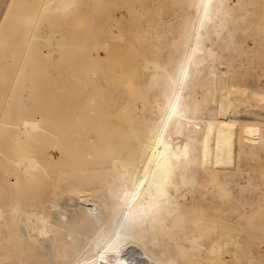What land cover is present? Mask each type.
Wrapping results in <instances>:
<instances>
[{"label":"rangeland","instance_id":"obj_1","mask_svg":"<svg viewBox=\"0 0 264 264\" xmlns=\"http://www.w3.org/2000/svg\"><path fill=\"white\" fill-rule=\"evenodd\" d=\"M7 1L0 0L1 39L4 46L16 47L18 29L7 30L19 17L7 10L2 18ZM24 1L42 5L49 0ZM67 11L65 16L56 11L50 17L54 23L44 36L40 34L45 39L36 45L33 63H26L23 51L13 50L10 65L0 68L3 153L12 155L3 150V142L18 132L23 136V130L15 127L26 119L67 115L71 118L67 129L92 130L113 146L90 152L73 169L59 164L62 160L55 146L22 144L19 154L33 153L43 162L47 150L48 159L57 162L51 174L54 190H70L81 181L80 189L98 198L127 181L146 179L155 185V160L147 159L140 144L161 138L167 168L159 185L170 194L175 187L186 189L187 196L182 195L192 202L194 190L183 181L195 175L197 184L205 183L209 202L193 204L194 211L214 221L201 235L204 259H217V264H264V0H76ZM50 36L63 45L57 51L51 49ZM155 64L174 81L155 80ZM226 92L232 101L250 105L254 113L247 118L251 122L258 119L237 126L238 157L228 171L217 157L205 156L201 146L209 117H222L213 109ZM173 140L185 150L178 161L170 146ZM97 180L101 182L94 185ZM24 182L28 189L23 182L20 187L28 196H42L46 191L41 185L49 190L40 175ZM120 251L101 253L100 258L127 259L129 254Z\"/></svg>","mask_w":264,"mask_h":264},{"label":"bare ground","instance_id":"obj_2","mask_svg":"<svg viewBox=\"0 0 264 264\" xmlns=\"http://www.w3.org/2000/svg\"><path fill=\"white\" fill-rule=\"evenodd\" d=\"M75 1L49 0L41 5L24 0L17 3L8 0L4 4L2 18L7 10L17 12L19 18L11 23L7 31L14 32L16 28L18 29L19 44L16 47L4 46L1 39L3 33L0 31V68L5 65L7 68L10 65L12 61H9L8 57L12 56L13 50L15 53L23 51L25 58L28 59L26 63H33L37 56L36 45L45 39L39 38L40 34L44 36L47 28L54 23L49 21L50 17L56 11L61 12V16H65ZM43 18L46 20L38 29V24ZM20 25L23 27L20 28ZM48 42L53 43L52 50L54 48L57 51L58 47L63 46L55 36H50ZM161 77H168L171 82L174 81L168 71L155 64V80ZM26 96L27 91L22 93V102L25 101ZM158 105L160 110L161 106ZM215 105L217 107L213 112L222 117L214 118L215 114L209 117L201 146L205 150L203 153L205 156L217 157L221 167L223 166L222 169L228 171L234 167L238 157L235 149L239 138L237 126L250 123L247 115L254 112L248 103L232 101L228 92L222 93ZM259 116L257 114L255 117ZM70 119L67 115L45 114L37 118H29L21 126L15 127L23 130V136L18 132L11 141L7 143L3 142L6 140L2 141L5 144L3 150L10 151L12 155L3 153L0 148V264H128L132 260L140 264H217L219 262L214 258L204 259V247L200 246L201 237L204 238L201 235L209 230L207 224L209 226V223L214 221H210L211 218L206 219L209 216L204 219L194 211L195 209L193 210V206H196L193 204L209 202L207 190L204 188L205 183L197 184L200 182L195 180L194 174L193 179L183 181V185L191 186L194 190L193 203L187 200L186 193L189 191L186 189L175 187V192L170 194L158 183L167 168L161 138L150 141L146 139L140 144V148L148 154L147 159L155 160V185L146 179L127 181L124 187L108 188L106 196L99 195L98 198L81 190L80 184L84 183L81 181L73 184L70 190L62 188L54 190L51 186L55 181L51 174L57 162L55 164L48 159L47 150L48 157L45 155L41 157L44 159L43 162H40L33 153L20 155L19 149L22 144L26 146L34 143L41 145L42 148L55 146L62 160L59 164H66L69 169L78 167L82 158L90 152L106 150L113 146L111 143L108 145L104 140L106 138L92 130L86 132L67 129ZM254 120L258 121V119ZM2 123H0L1 128L5 127ZM195 135L200 136L201 132ZM102 140L105 141L103 145ZM128 140L130 139H127V142ZM194 140L196 139L192 138V141ZM129 142L131 143V140ZM170 146L175 153L174 158L180 160L185 151L182 144L173 140ZM122 168L125 166L122 165ZM6 175L14 177L7 180ZM38 175L44 177V182L46 180L49 186V190H45L47 187L41 185L44 188L41 189L48 191L47 194L45 192L44 195V191L41 190L38 194L42 193V196L38 195L37 191L32 192L39 198L33 194L31 196L24 194L27 191L23 192L24 187H20L22 182L26 184L24 182L26 179ZM148 176L154 177L152 173ZM100 182L97 180L92 183L97 185ZM26 185L28 189V183ZM8 186L11 190L12 187L17 188H14L13 192L10 190L7 192ZM200 187L202 189L199 190ZM32 196H35L34 199ZM36 198L39 200L36 201ZM215 223L218 225L220 222ZM212 227L213 230L218 228H215L214 223ZM197 243L200 248L197 247ZM213 246L215 247L214 243ZM118 251L126 252L129 256L118 262L105 256L100 258L101 253L111 254Z\"/></svg>","mask_w":264,"mask_h":264}]
</instances>
